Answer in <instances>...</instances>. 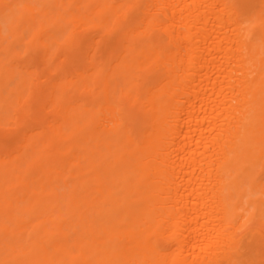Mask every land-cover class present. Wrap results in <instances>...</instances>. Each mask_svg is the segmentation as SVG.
<instances>
[{
	"label": "bare ground",
	"instance_id": "bare-ground-1",
	"mask_svg": "<svg viewBox=\"0 0 264 264\" xmlns=\"http://www.w3.org/2000/svg\"><path fill=\"white\" fill-rule=\"evenodd\" d=\"M0 264H264V0H0Z\"/></svg>",
	"mask_w": 264,
	"mask_h": 264
}]
</instances>
